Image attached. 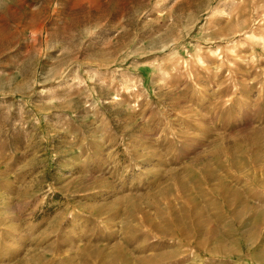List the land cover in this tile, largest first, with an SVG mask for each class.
I'll list each match as a JSON object with an SVG mask.
<instances>
[{
  "label": "rangeland",
  "instance_id": "obj_1",
  "mask_svg": "<svg viewBox=\"0 0 264 264\" xmlns=\"http://www.w3.org/2000/svg\"><path fill=\"white\" fill-rule=\"evenodd\" d=\"M0 264H264V0H0Z\"/></svg>",
  "mask_w": 264,
  "mask_h": 264
}]
</instances>
